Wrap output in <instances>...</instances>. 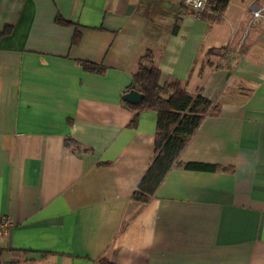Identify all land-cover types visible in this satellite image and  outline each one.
Here are the masks:
<instances>
[{
	"label": "crops",
	"instance_id": "crops-1",
	"mask_svg": "<svg viewBox=\"0 0 264 264\" xmlns=\"http://www.w3.org/2000/svg\"><path fill=\"white\" fill-rule=\"evenodd\" d=\"M182 1L0 0V264H264V0ZM147 52L219 104L179 160L222 168L175 165L143 204L157 114L121 96Z\"/></svg>",
	"mask_w": 264,
	"mask_h": 264
},
{
	"label": "trees",
	"instance_id": "trees-1",
	"mask_svg": "<svg viewBox=\"0 0 264 264\" xmlns=\"http://www.w3.org/2000/svg\"><path fill=\"white\" fill-rule=\"evenodd\" d=\"M229 0H206L204 9L199 16L210 20H219ZM188 9V8H187ZM192 13L195 14L193 10ZM58 20V19H57ZM58 23H69L59 20ZM7 27L0 31V36L7 32ZM79 32L75 29L72 43L78 39ZM215 50H208L213 53ZM82 68L86 71H102L101 64L80 60ZM160 71L154 64L152 54L147 52L139 59L138 68L132 75L129 89H135L143 94L137 104L126 103L130 108L138 111L155 110L156 127L153 137V157L142 175L140 181L131 194L130 199L139 203H147L164 179L167 172L175 165L187 169L215 171L222 167L208 163L181 162L179 155L190 137L200 126L203 119L219 111V104L205 97L200 90L195 93L188 92L184 85L175 78H168L159 82ZM134 115L130 124H135ZM64 144L77 151L81 145L71 137L64 139ZM88 151V148H83Z\"/></svg>",
	"mask_w": 264,
	"mask_h": 264
},
{
	"label": "built area",
	"instance_id": "built-area-1",
	"mask_svg": "<svg viewBox=\"0 0 264 264\" xmlns=\"http://www.w3.org/2000/svg\"><path fill=\"white\" fill-rule=\"evenodd\" d=\"M183 6L193 10L197 15L204 9L206 0H183ZM253 25H259L264 34V6L255 7L251 11L250 19L247 23V29ZM12 219L5 214L0 215V234H5L12 226Z\"/></svg>",
	"mask_w": 264,
	"mask_h": 264
},
{
	"label": "water",
	"instance_id": "water-1",
	"mask_svg": "<svg viewBox=\"0 0 264 264\" xmlns=\"http://www.w3.org/2000/svg\"><path fill=\"white\" fill-rule=\"evenodd\" d=\"M121 98L130 104H137L143 98V94L135 89H129L122 94Z\"/></svg>",
	"mask_w": 264,
	"mask_h": 264
}]
</instances>
